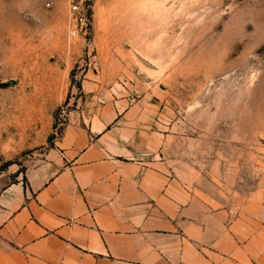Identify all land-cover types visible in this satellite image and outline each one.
<instances>
[{
    "label": "rangeland",
    "instance_id": "obj_1",
    "mask_svg": "<svg viewBox=\"0 0 264 264\" xmlns=\"http://www.w3.org/2000/svg\"><path fill=\"white\" fill-rule=\"evenodd\" d=\"M85 6L82 26L68 0H0V187L72 117L127 99L181 136L172 156L218 206L264 217V0Z\"/></svg>",
    "mask_w": 264,
    "mask_h": 264
},
{
    "label": "crops",
    "instance_id": "obj_2",
    "mask_svg": "<svg viewBox=\"0 0 264 264\" xmlns=\"http://www.w3.org/2000/svg\"><path fill=\"white\" fill-rule=\"evenodd\" d=\"M154 109L80 112L0 187V264H264V217L203 192Z\"/></svg>",
    "mask_w": 264,
    "mask_h": 264
},
{
    "label": "built area",
    "instance_id": "obj_3",
    "mask_svg": "<svg viewBox=\"0 0 264 264\" xmlns=\"http://www.w3.org/2000/svg\"><path fill=\"white\" fill-rule=\"evenodd\" d=\"M85 5L86 0H68L70 12L82 26H86L88 21V9Z\"/></svg>",
    "mask_w": 264,
    "mask_h": 264
}]
</instances>
